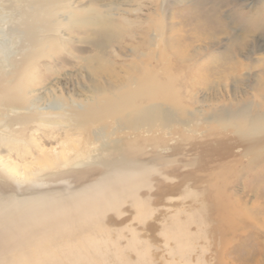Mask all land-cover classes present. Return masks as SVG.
Masks as SVG:
<instances>
[{
    "label": "rangeland",
    "instance_id": "rangeland-1",
    "mask_svg": "<svg viewBox=\"0 0 264 264\" xmlns=\"http://www.w3.org/2000/svg\"><path fill=\"white\" fill-rule=\"evenodd\" d=\"M0 2L27 23L18 67L0 70V161L32 165L17 146L35 135L45 151L61 149L52 135L61 126L7 110L56 99L84 122L72 130L79 150L150 168L138 190L145 210L127 198L107 211L95 263L78 264H264V153L252 161L230 126L264 116V0ZM88 103L94 110L82 115L76 104ZM151 105L154 125L141 127L134 116ZM62 169L31 189L65 193L69 180L80 190L102 172L67 178Z\"/></svg>",
    "mask_w": 264,
    "mask_h": 264
},
{
    "label": "bare ground",
    "instance_id": "bare-ground-1",
    "mask_svg": "<svg viewBox=\"0 0 264 264\" xmlns=\"http://www.w3.org/2000/svg\"><path fill=\"white\" fill-rule=\"evenodd\" d=\"M21 13L20 8L7 9L4 2H0V70H5L9 74L18 67L14 62L23 54L24 49L21 48V43L27 32L24 27L27 23L24 14ZM54 96L57 98L56 94ZM53 103L54 105L47 106L32 102L28 105L25 103L26 106L23 107L11 105L7 109L15 113L36 111L42 123L55 130L61 126L65 136L60 137L58 130L61 128H57V132L52 134L61 144L59 152L54 149L45 151L47 139L39 135H35L31 142L27 141L21 145L18 143L17 147H23L24 155L32 160V165L25 168H20L1 157L0 162L14 179L11 181L0 176V264H66L68 261L78 264L85 260L94 262L95 254L93 255L90 248H94L101 240L105 242L106 238L103 239V236L102 238L95 236L97 233L105 232V213L116 210L121 201L127 198L134 199L133 203L145 210V204L139 203L138 190L149 183L150 168L139 159L128 160L123 155L115 156L111 160H96L91 155H86L85 149L84 152L79 150V145L73 138L72 130L84 123L81 116L76 113L74 104L62 106L56 99ZM76 105L82 115H89L88 110H94L89 103ZM3 106L4 97L0 91V114ZM133 120L140 122L141 127L147 125L153 127L154 105L144 110L140 116H134ZM2 123L0 120V126ZM5 124L7 126V123ZM230 126L234 136L245 143L246 153L250 159L252 161L259 159L264 153V116L241 124L233 122ZM97 137L103 138V133L98 132ZM15 146L16 144H13L11 148ZM217 147L212 146V150ZM37 154L39 156H36ZM94 165L102 167L100 177L94 182L87 183L80 190L73 188L69 180L67 186L70 188L65 193L57 188L45 191L31 189L43 184L44 173L49 175L64 168L65 176L71 178L80 169Z\"/></svg>",
    "mask_w": 264,
    "mask_h": 264
}]
</instances>
